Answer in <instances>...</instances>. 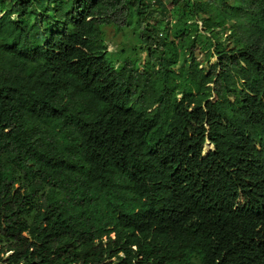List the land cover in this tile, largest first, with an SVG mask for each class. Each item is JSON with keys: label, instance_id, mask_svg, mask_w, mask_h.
I'll list each match as a JSON object with an SVG mask.
<instances>
[{"label": "trees", "instance_id": "1", "mask_svg": "<svg viewBox=\"0 0 264 264\" xmlns=\"http://www.w3.org/2000/svg\"><path fill=\"white\" fill-rule=\"evenodd\" d=\"M0 264H264V0H0Z\"/></svg>", "mask_w": 264, "mask_h": 264}, {"label": "rangeland", "instance_id": "2", "mask_svg": "<svg viewBox=\"0 0 264 264\" xmlns=\"http://www.w3.org/2000/svg\"><path fill=\"white\" fill-rule=\"evenodd\" d=\"M170 5L171 4L169 3L168 6ZM133 28L127 27L124 30H121L120 32H117V33L114 32V34H113V31H114L113 29L112 32L109 34L108 40H106L105 43L107 45V50L110 52L119 51L120 49L127 50L132 45L136 46V52H138L137 57L139 60V64H142L144 63L145 58H146V51L140 48L139 41L136 39V36L133 35L134 34ZM216 59H217L216 56L213 55L208 60L209 64L214 63ZM210 149H212V147H210L209 150Z\"/></svg>", "mask_w": 264, "mask_h": 264}, {"label": "water", "instance_id": "3", "mask_svg": "<svg viewBox=\"0 0 264 264\" xmlns=\"http://www.w3.org/2000/svg\"><path fill=\"white\" fill-rule=\"evenodd\" d=\"M206 143H208L209 145H211L212 148H213V145H212L209 141H207ZM208 151H209V149H206L205 146H204V152H203V155H206V154L208 153Z\"/></svg>", "mask_w": 264, "mask_h": 264}]
</instances>
